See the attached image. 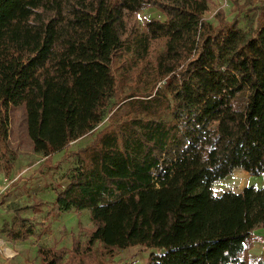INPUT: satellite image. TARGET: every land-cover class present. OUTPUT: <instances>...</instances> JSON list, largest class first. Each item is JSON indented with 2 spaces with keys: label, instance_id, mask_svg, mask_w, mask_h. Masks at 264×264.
I'll return each mask as SVG.
<instances>
[{
  "label": "trees",
  "instance_id": "obj_1",
  "mask_svg": "<svg viewBox=\"0 0 264 264\" xmlns=\"http://www.w3.org/2000/svg\"><path fill=\"white\" fill-rule=\"evenodd\" d=\"M209 2L0 0L6 179L12 108L24 107L33 151L50 165L118 101L115 70L131 81L109 125L73 153L77 168L54 200L59 212L89 211L85 250L39 247L41 264H78L94 244L150 252L144 264H264L248 257L264 228V190L212 192L236 170L264 174V10L246 33L221 11L216 26L206 22ZM145 8L164 21L139 24ZM3 229L12 242L35 235L17 214Z\"/></svg>",
  "mask_w": 264,
  "mask_h": 264
},
{
  "label": "rangeland",
  "instance_id": "obj_2",
  "mask_svg": "<svg viewBox=\"0 0 264 264\" xmlns=\"http://www.w3.org/2000/svg\"><path fill=\"white\" fill-rule=\"evenodd\" d=\"M207 8L203 19L212 26L218 24L216 16L221 11L227 23H235L239 30L247 33L256 28L259 15L264 10V0H210ZM150 19L164 21L165 18L151 8H145L139 13V24ZM115 73L117 76L118 73L122 74L119 79L122 87L118 93V101H110L104 111L103 121L95 132L71 143L67 150L54 154L50 165L45 164V158L41 154L33 151L27 136L24 107L12 108L9 111L7 152L14 156V159L8 156L12 161L11 187L9 182L6 183L0 177V250L6 264H41L39 247L69 251L73 241H78L79 248L85 250L89 237L87 233L94 228L89 211L59 212L54 200L77 168V157L73 153L86 148L95 140L96 134L109 125L108 118L116 111L120 101L130 92L129 76L119 69L115 70ZM124 75L127 77V83L123 84ZM115 103L118 104L114 106ZM0 176L4 174L0 172ZM246 187L264 190V174L251 177L242 170H236L225 179L214 183L212 192L215 197H220L228 192L239 193ZM16 214L26 217L25 219L34 225V237L24 242H12L5 237L3 228L12 223ZM97 230L101 233L102 223H98ZM254 233L248 253L252 263H256L264 255V228L255 230ZM149 254L150 252L138 251L136 248L105 249L94 244L92 251L83 254L78 264H144ZM4 260L1 264H4Z\"/></svg>",
  "mask_w": 264,
  "mask_h": 264
},
{
  "label": "crops",
  "instance_id": "obj_3",
  "mask_svg": "<svg viewBox=\"0 0 264 264\" xmlns=\"http://www.w3.org/2000/svg\"><path fill=\"white\" fill-rule=\"evenodd\" d=\"M0 177H2V179H3L6 183L9 182V180H10L9 184L13 182L12 178H9V180H8V179H6L4 176H0ZM8 187H9V186H8ZM55 207H56V206H55ZM56 209H57V208H56ZM57 211H58V210H57ZM14 216H15V215H14ZM14 216H13V218H14ZM21 217H22V216H21ZM13 218H12V219H13ZM22 218L25 219L26 217H22ZM254 234H255V233H254ZM1 253H2V252H1V250H0V264L2 263V260H4L3 257H2V255H1ZM4 264H6L5 260H4Z\"/></svg>",
  "mask_w": 264,
  "mask_h": 264
}]
</instances>
